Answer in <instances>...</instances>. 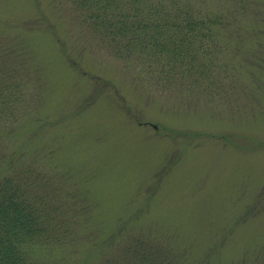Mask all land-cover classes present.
I'll use <instances>...</instances> for the list:
<instances>
[{
    "label": "rangeland",
    "instance_id": "1",
    "mask_svg": "<svg viewBox=\"0 0 264 264\" xmlns=\"http://www.w3.org/2000/svg\"><path fill=\"white\" fill-rule=\"evenodd\" d=\"M250 2L222 68L195 82L116 54L73 0H0V67L25 99L0 127L6 173L78 226L39 263L99 264L133 235L186 264L264 262V0Z\"/></svg>",
    "mask_w": 264,
    "mask_h": 264
},
{
    "label": "trees",
    "instance_id": "2",
    "mask_svg": "<svg viewBox=\"0 0 264 264\" xmlns=\"http://www.w3.org/2000/svg\"><path fill=\"white\" fill-rule=\"evenodd\" d=\"M73 1L84 21L116 54L141 59L162 72H176L175 77L182 79L188 73L195 82L212 79L222 68L220 55L232 45L236 33L232 29L252 11L250 0H224V4L218 0ZM241 29L246 28L238 30L243 48ZM12 73L0 67V127L24 113L23 84ZM5 153L0 151V264H44L33 255L34 249L72 241L78 226L74 230L71 218L64 217L70 208L54 204L48 194L37 200L22 183L12 180L6 173ZM130 238L121 252L99 264H186L185 254L173 247L143 235ZM237 264L264 262L244 258Z\"/></svg>",
    "mask_w": 264,
    "mask_h": 264
}]
</instances>
